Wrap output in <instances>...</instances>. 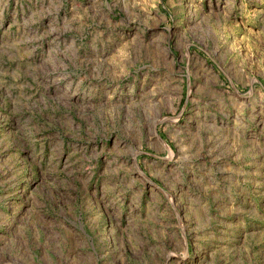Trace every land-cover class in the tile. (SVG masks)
<instances>
[{
	"label": "rangeland",
	"instance_id": "rangeland-1",
	"mask_svg": "<svg viewBox=\"0 0 264 264\" xmlns=\"http://www.w3.org/2000/svg\"><path fill=\"white\" fill-rule=\"evenodd\" d=\"M0 264H264V0H0Z\"/></svg>",
	"mask_w": 264,
	"mask_h": 264
}]
</instances>
